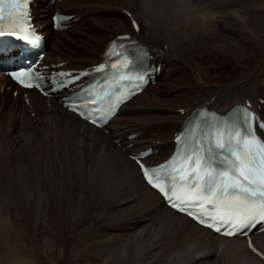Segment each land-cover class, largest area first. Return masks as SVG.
Returning a JSON list of instances; mask_svg holds the SVG:
<instances>
[{
    "label": "bare ground",
    "instance_id": "6f19581e",
    "mask_svg": "<svg viewBox=\"0 0 264 264\" xmlns=\"http://www.w3.org/2000/svg\"><path fill=\"white\" fill-rule=\"evenodd\" d=\"M80 1L37 0V23L44 26L51 48L47 65L65 63L63 69L67 70L92 67L103 60L110 41L130 34L149 48L152 63L162 66L154 86L167 83L172 87L177 72H183L179 68H185L192 70L189 78L194 91L174 94L165 100V109H154L148 95L157 91L153 98L160 106L156 97L161 89L159 92L157 86L150 85L100 130L69 113L55 97L48 100L30 91L27 103L21 90L13 97L9 88L15 85L2 77L0 188L8 185L11 197L21 201L30 188L25 169L33 163L41 169L37 202L27 199L9 205L7 212L0 209L4 256L18 264H31L34 256L40 264L47 260L53 264H264L245 239L216 236L168 209L130 159V155L152 147L157 153L147 159L149 165L164 161L174 149V133L199 107L226 113L249 100L264 119V76L260 71L253 69L243 78L227 82L212 76L205 79L194 69L212 63L214 51L232 56L243 66L252 63L259 52L264 53V0H83L90 17L76 7ZM55 10L79 19L71 23L74 30L68 35V39L82 42L79 53L62 52L68 45L49 26ZM124 13L138 21V33ZM99 14L115 18L119 26L106 27L109 32H104V25L114 22L98 23L94 34L81 27L84 19ZM169 93L172 89L165 96ZM132 135L138 137L132 139ZM81 176L103 199L96 203L97 209L91 206L87 191L75 192L67 203L69 192L64 184ZM4 213L15 215L12 225L3 218ZM32 213L38 214L36 220L30 217ZM17 214L25 216L23 221ZM32 227L39 231L36 249L26 243L25 228ZM253 240L264 252V233L253 235Z\"/></svg>",
    "mask_w": 264,
    "mask_h": 264
},
{
    "label": "snow or ice",
    "instance_id": "6c2138e0",
    "mask_svg": "<svg viewBox=\"0 0 264 264\" xmlns=\"http://www.w3.org/2000/svg\"><path fill=\"white\" fill-rule=\"evenodd\" d=\"M28 0H0V22L5 19V5H7L8 19L9 22L12 20L13 13L15 12L19 19H23L25 24L29 22V16L26 11ZM133 26L139 31L140 26L133 21ZM2 34V31H0ZM25 40H29V35L24 36ZM36 38L33 34V38L30 41L35 43ZM130 37H119V41L130 40ZM113 47H118L114 44ZM120 57H123L122 61ZM117 61L111 64V68L116 70V79L120 81H126L128 83L134 81H143L144 76L142 72L134 71L135 62L129 58L126 51L120 52L116 57ZM106 65H100L96 71L102 73L106 69ZM146 71V69H145ZM9 75L21 83L25 88L41 87L40 84L33 85L31 83V69L21 68L18 71L10 72ZM60 76H64V73H60ZM36 80H40L39 76L35 77ZM75 103V102H73ZM95 103L94 99H89L83 102L80 106L74 107L71 110L82 116L83 119L96 124L97 120L92 115L83 111L86 105ZM99 110L97 109V112ZM111 108L107 110V114L111 115ZM103 118V117H102ZM244 120L249 124L251 128V122L253 117L244 113ZM199 127V126H198ZM224 133L218 130L213 124L211 126V136L214 140L215 146L218 149H224L225 145L223 142ZM237 139L239 133L236 134ZM209 133H203V139L207 140ZM256 137L244 140V146L246 149H251L256 144ZM196 143L201 147L203 152L202 141L197 140ZM208 157L205 159L204 155L196 154L186 158L185 164L179 168H173L171 172L164 168H152L148 166L142 158L133 154L131 159L136 163L141 173V177L144 182L152 189L159 192L168 202V206L175 209L177 212L185 214L196 220L199 224L214 230L216 233H220L225 236H238L247 235L245 231L248 228L254 227L257 222L264 225V159L249 164L239 153L235 150H231V156L233 160H229L227 156H221L220 159L229 164V168L217 171L213 164L215 163V157L212 155V148L207 149ZM195 156V160L192 159ZM235 170L239 174L240 182L237 180H226V177L230 176V172ZM164 173V174H162ZM171 180L172 183H168ZM177 181L183 182L184 185L189 186L193 190H198L202 186H207V194L210 198L213 210L219 211L221 205L226 210L225 215H218L216 217H209L207 220L194 214L192 211L186 210L177 202L179 199L177 196L176 188ZM224 197L223 201L217 203L220 197ZM248 197L252 200L249 201ZM247 212V219H241V213ZM215 221V223L213 222ZM249 246L252 247L251 241ZM252 251L256 252V248L252 247ZM257 255L261 253L257 252Z\"/></svg>",
    "mask_w": 264,
    "mask_h": 264
},
{
    "label": "rangeland",
    "instance_id": "374dc122",
    "mask_svg": "<svg viewBox=\"0 0 264 264\" xmlns=\"http://www.w3.org/2000/svg\"><path fill=\"white\" fill-rule=\"evenodd\" d=\"M87 6H88V4L86 5L85 4V1L83 2V0H81L80 2H78V4L76 5V7L83 14H86L85 11H88V7ZM81 9H82V11H81ZM87 14H86V17H90ZM83 21L85 23H83L81 25V27L83 29L86 28L88 30H91L92 32L91 31L90 32L92 34H94L93 33V30L95 29L94 27L98 23H102L103 24V22H106V21L114 22V25L112 23H109V24L104 25V27H103V31L104 32L105 31L109 32V30H111V28H114L116 26H119V24H120V21H116L115 18H113L112 20L111 19H107V16L101 15V14H99L96 17H93L91 19L89 18L86 21L84 19ZM116 22H119V23H116ZM76 23L77 22H75L74 24H76ZM115 24H117V25H115ZM49 25H50V23H49ZM73 30H74V28H72V25H71V28H69V30L67 32L58 33V34L61 35V39L65 42V44L68 45L67 47H63V49L61 48L62 49V52H64V53H71V54H73L72 51H76V50L78 51L80 49V47L83 46V44H82L81 41H75V40L73 41L72 39H68L69 38L68 35L71 34V32H73ZM50 49L51 48L49 46V50H48L49 51V55L51 54V52H50L51 50ZM91 49L93 50L94 48L92 47ZM78 53H79V51H78ZM220 55L221 54L218 51H214V53H213V58H214L213 62L212 63H208V64H202L200 66L198 65V67L197 66L194 67L195 72H197L196 74H198L200 76L202 75L201 77H203L205 79H207L208 76H212V77H215V78H220L223 81L227 80V82L239 80V79L243 78L244 76L248 75L249 72L251 70H253V69H256V70L260 71L261 72L260 74L262 76H264V53L263 52H259L258 55H257V58L256 59H253L254 61L253 60L250 61L252 63H249V62L244 63L245 66H243V64L240 65L239 63H237V61L234 58H232V56L230 57V56H220ZM216 56H217V58H216ZM47 57H48V54H47ZM181 70L183 72L182 73H179L180 75L178 74V72L175 75L176 80H174L172 87L168 86L167 83L166 84H162L161 86H159V85L157 86L156 85L157 86V90L158 89L159 90L161 89L160 90L161 93L158 95V97H156L157 99L159 98L158 100L160 101V104H161L160 106H158V105L155 104L154 98H153V95L156 94L157 91L152 90L151 93L148 95L149 98L150 97L153 98V100L150 98V100L148 101V103L150 105H152V106H155L154 109L155 108L156 109H165L164 108V106L166 105V103H164L165 100L171 98L174 94L175 95H179V93H181V92L192 93L194 91V83L192 81L190 82V78H189L191 76L190 74L192 73V70H189L188 71L185 68H179V71L180 72H181ZM261 83H262V85L264 87V79L262 80ZM156 86H154V87H156ZM154 87H152V88H154ZM170 89H172V93L167 94V97H166L165 96L166 95L165 93H168V91ZM163 92H164V94H163ZM12 95H13V92H12ZM228 95L229 94L226 95V97H228L227 100H230L231 97H229ZM242 96H243V94H242ZM13 97H14V95H13ZM31 116L34 117V114L31 115ZM1 151L2 150L0 149V152ZM3 157H4L3 156V153L1 152L0 153V159H1L2 162H3ZM36 166H37V168H36ZM25 170L27 172V176H28V181H29L30 188H28V196L25 197V198H23V199H21V201H24L25 200L24 202L26 203L27 199H29L31 201L34 200L35 202H37L38 199L40 198L39 188L37 189V181H38V178L41 176V169H38V164H34L33 163L31 165V168H28L27 167ZM0 173L3 174L1 169H0ZM65 180H67V179L65 178ZM67 181L68 182L65 183L66 185L64 184V187L66 188L67 192H69L68 195H67V203L70 202V199H71L72 195L74 196V193L75 192H78L79 193L80 190L82 191L81 193H83L85 191H87L89 193V202H90L91 206H93L94 208H96V203L97 202L103 200L102 197H97L96 193L94 192V190L92 188L91 183L88 182V181H86V179H85L84 176H81L79 179L74 178L73 181H70V180H67ZM7 189H8V185L6 186V188H5V186H4L3 189L0 188V209H5L6 212L9 209V205H11V204L19 205V203L21 202L19 200V198L14 199V197H11V194H10L9 190H7ZM33 189H34V191H33ZM37 196H38V199H37ZM62 203L63 202H61V204ZM62 205H64V203ZM4 214L5 215L3 216V218L6 219L7 223H9L10 225H12V220H13V217L15 215H10V214H6V213H4ZM18 215H20V216H18ZM16 216L19 217L20 220H22V221H23V217H25L23 214H17ZM30 217L32 218V220H36V218L38 217V214L37 213L36 214L35 213H32L30 215ZM13 227H14V225H13ZM25 229L27 231L26 232V235H27L26 243L29 244L31 242L32 246H29V247H34L35 249L36 248H39L37 245H34L35 244V241L40 238L39 237V231H38V229L37 228H34V227L28 228V229L25 228ZM3 250H4V248H2V250L0 251V253H1L0 254V264H18V262L16 261V259H11L9 256H4L5 253H4ZM25 253H26V251H25ZM35 258H38V257L37 256H34L32 258L31 264H35V263L36 264H40L38 259L33 260ZM50 261L47 260L43 264H53V261L52 260H50Z\"/></svg>",
    "mask_w": 264,
    "mask_h": 264
}]
</instances>
